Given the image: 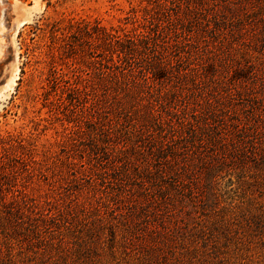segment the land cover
<instances>
[{
    "label": "rangeland",
    "instance_id": "374dc122",
    "mask_svg": "<svg viewBox=\"0 0 264 264\" xmlns=\"http://www.w3.org/2000/svg\"><path fill=\"white\" fill-rule=\"evenodd\" d=\"M0 264H264V0H0Z\"/></svg>",
    "mask_w": 264,
    "mask_h": 264
},
{
    "label": "trees",
    "instance_id": "16d2710c",
    "mask_svg": "<svg viewBox=\"0 0 264 264\" xmlns=\"http://www.w3.org/2000/svg\"><path fill=\"white\" fill-rule=\"evenodd\" d=\"M88 35L90 36L91 34L88 33ZM102 39H104V42H105V46H106V49L105 51H109V52H112L110 50H115V49H118V48H121V52L124 53V44L122 42L121 39H119V37H115L113 36L112 34L108 33V32H104V37H102ZM129 42L132 41V40H128ZM132 44L134 42H131ZM126 44V43H125ZM129 50L133 52L134 50V47H129ZM115 51H118V50H115Z\"/></svg>",
    "mask_w": 264,
    "mask_h": 264
}]
</instances>
